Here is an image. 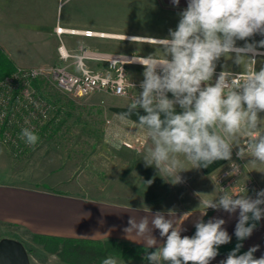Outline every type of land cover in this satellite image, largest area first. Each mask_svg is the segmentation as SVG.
<instances>
[{"label":"clouds","instance_id":"obj_1","mask_svg":"<svg viewBox=\"0 0 264 264\" xmlns=\"http://www.w3.org/2000/svg\"><path fill=\"white\" fill-rule=\"evenodd\" d=\"M171 2L177 7L180 4V0ZM179 17L176 29H169L168 37L158 40L164 55H149L137 61L144 68L139 84L142 91L124 114L128 116L136 108L145 113L139 116V123L151 130L156 144L146 165L155 163L159 167L168 160L169 153L184 154L195 167L207 168L217 160H230L232 146L218 129L228 136L247 130V151L252 163L264 164V133L257 131L259 113L264 112V66L259 71L250 68L244 74L222 70L211 83L222 56L235 53L234 63L240 65L248 53L254 57L258 47L264 48V39L243 47L236 43L256 34L264 36V0H187ZM248 59L256 64L254 58ZM176 106L181 111L177 112ZM20 139L34 146L39 137L31 129L23 128ZM244 154L243 148L237 152L240 157ZM256 195L253 200L225 194L218 201L204 203L206 210L223 209L229 214L239 209L234 235L243 241L253 234L255 222L264 217L260 207L264 204V190ZM203 215L207 211L195 222L194 235L182 236L186 229L157 213L152 224L164 239L162 246L147 253L146 258L166 264H210L218 256L219 246L230 243L232 237L223 227L224 219L205 222ZM132 223L130 219L129 224ZM137 228L139 234L145 233L147 219H142ZM147 243L154 246L156 240L149 239ZM242 247L238 243L221 264H264V256L254 257L259 245L238 255ZM102 264H117V260L108 257Z\"/></svg>","mask_w":264,"mask_h":264},{"label":"rangeland","instance_id":"obj_2","mask_svg":"<svg viewBox=\"0 0 264 264\" xmlns=\"http://www.w3.org/2000/svg\"><path fill=\"white\" fill-rule=\"evenodd\" d=\"M146 1L73 0V8L76 7L74 16H76V21H94V14L100 11L102 16L111 20L109 23H119V25L127 23L128 26L137 27L142 25L147 27V23L152 26L164 25L166 26L164 33L169 35V29L175 30L178 25L177 13H160L157 10L158 15L153 16L154 11L153 9L149 11L148 6H145ZM27 2L34 7L38 4L41 17L50 16L52 0H0V9L7 7L11 10L16 8L19 10L27 5ZM63 2L64 0H58V7L60 6L58 11L62 16L57 18V22L60 23L63 22V15L67 13L69 7L68 5L62 6ZM23 11L22 13L17 11L21 16L20 20L31 17ZM149 14H151L150 19H148ZM24 20L20 22L24 28L31 25L30 22L25 23ZM40 23L45 22L42 20ZM157 35L159 34L148 38H166V36ZM41 38L44 43L40 46V55L32 45L11 47L17 48L23 60L32 62L39 58L37 63L34 61L29 65L19 66H34L41 69L40 95L49 103L48 115L37 124L36 130H33L39 137L34 146L23 142L24 140L20 139V134L17 132L15 142H21L23 145L14 153L18 145L10 143L12 139L9 135H5V142L0 139V178L7 176V179H15L18 174L22 176L18 178L19 181L42 184L44 180L52 182L65 171L68 174L65 176L71 178L70 191L73 193L93 198H105L113 193V199H117L118 202L155 210L168 207L173 210L193 211L201 207L206 208L205 201H218L225 194L232 195L234 198L242 196L254 200L257 198V192L264 190L258 176L248 167L249 152H245L242 156L239 170L231 173L232 176L228 179L231 184L229 189H223L218 181V175L222 173L220 172L222 170L210 177L201 175L197 168H100L145 163L147 150L154 151L156 147L155 140L152 138L147 144V141L143 140L145 132L143 129L132 125L129 120L109 109V106L113 104L126 102L132 98L116 96L104 90L81 97L60 90L49 74L53 65L63 62L57 53V38L54 35L48 37L43 34ZM98 43L96 40L81 42L78 43L77 49L81 47L100 49L101 44ZM122 44L123 49L131 51L130 53L138 57H147L144 55L147 49L161 48L163 50L158 41L124 42ZM94 63L92 64L95 65ZM141 68L144 69L142 65ZM128 73L130 79L137 83L131 91L132 94L137 95L142 91L139 84L143 80V70H136L132 73L128 67ZM129 136L132 140H128ZM248 138L249 136L243 139L235 151L242 149L244 141ZM45 165L50 167L69 165L76 168H41ZM249 178L253 180L252 184L244 186ZM149 180L152 181L150 185ZM60 187L66 188L68 184H62ZM165 204L169 205L165 206ZM7 231L21 238L29 256L33 258V264H70L62 261L57 254L48 251L34 240V236L25 228L9 226ZM194 233L195 230L193 235ZM153 251L156 250H145L136 258H121L112 254L109 257L115 258L117 264H166L163 261L148 260L146 254ZM225 258L217 256L210 261V264H221Z\"/></svg>","mask_w":264,"mask_h":264},{"label":"crops","instance_id":"obj_3","mask_svg":"<svg viewBox=\"0 0 264 264\" xmlns=\"http://www.w3.org/2000/svg\"><path fill=\"white\" fill-rule=\"evenodd\" d=\"M64 5L69 6V11L67 10V13L63 15L62 23L57 22V18L62 16L59 15L58 11L60 7H58V0H52V5L50 7L52 11H50V16L48 17H41L38 4H36L35 7L30 3L24 5L22 9L25 10L26 14L31 16L26 17L25 20L21 19L24 20L25 23H31L30 26H26L25 28L20 24L21 16L18 13H22V9L18 10V8H16L15 10H11L7 7L0 9V46L13 58L18 66L29 65V63H34V61L37 63L39 62V58L32 60V62L23 60L18 54L17 48L15 47L13 49L11 46L23 47L24 45H32L33 48H35V51L40 55V46L44 43L41 34L48 37L54 35L59 44L60 36L56 31V25L81 30L93 29L106 34L104 36H86L83 34L65 32L61 36L66 46L71 50H77L78 43L96 40L101 44V48L96 50L107 53L122 54L125 56L134 55V53H130L131 51L128 52L121 47L124 42H145L150 41V39L151 41H158L159 39L148 38L149 36H156V34H159L157 36L168 37V34L164 33V28H166L164 25L152 26L150 23H147V27L146 25L137 27L131 25L128 26L127 23L122 25H119V23L112 24L109 23L111 20L106 16H102L100 11H96L94 14V21H76V16H74L76 13V7L75 9L73 8V0H64L62 6ZM145 6H148L149 11L153 9V16L158 15L156 14L157 10L160 13L175 12L178 17L177 22H179V13L187 7V0H180L178 7L173 6L171 0H147ZM150 18L151 14H149L148 19ZM42 20L45 22L44 24L40 23ZM47 21L49 23H46ZM145 38H147V40H145ZM262 39H264V36L256 34L247 41L238 40L236 43L238 47H243L245 43H257ZM145 51L144 55L146 56L154 55L156 57H162L164 55V50L161 48L153 50L147 49ZM152 52H154V54ZM248 58H254L256 64H252ZM234 59L235 53L222 56L217 61L216 70L233 72H246L250 68L260 70V68L264 66V48L258 47L257 53L254 57L252 53H248L247 57L244 58L240 65L235 64ZM94 64L95 65H92H99L96 62ZM129 70L132 73L136 70L144 71V69L141 68V64H130ZM214 79L213 76L211 83L214 82ZM138 95L139 94H132L126 97H130L133 100ZM168 95L169 98H172L171 93ZM132 100L118 103L116 105L113 104L112 106H109V109H111L113 113L129 120L132 125L143 129L145 131L143 133V140L145 142L147 141V144H149L153 138V134L147 126L140 125L139 123V116L145 114L143 109L136 108L132 110L131 114L128 116L124 115L128 113L129 105ZM176 111H181L179 106H176ZM259 116L260 124L257 131L264 133V112L259 113ZM217 131L230 142L232 146L231 158L233 157L234 151L242 143L243 139L248 137L247 130H242L235 136H228V134L219 129ZM128 140H132V138L129 136ZM152 152V149L147 150V158L151 157ZM252 159L251 155L247 157L248 167L255 172L261 185L264 187V164H260L259 162L252 163ZM230 160H217L212 164H209L207 168L195 167L190 161H188L184 154L169 153L168 160L162 161L159 167H157L155 163L151 166H147L145 162L143 164L111 165L100 168H197V171L201 175L213 177L219 170L226 166ZM177 161L179 162L178 164L176 163ZM41 168L76 167L69 165L50 167L49 165H45ZM60 175L61 177H59ZM60 175H58L52 182L44 180L42 184L38 182L28 183L25 181H19L18 178H22V176H19L18 174L15 176V179H7V176L0 178V239L3 237H10L23 243L20 237L11 235L7 231L9 226H15L25 228L31 235L38 233L61 237H79L101 240L112 238L117 240H127L147 247H159L162 246L164 238L160 237L159 230L152 224V220L157 213L162 214L165 219L172 220L177 227L180 226L183 229H186V231L181 233L182 236H192L193 231L195 230L194 224L199 218H201L202 212L204 211H207V215H203L205 222L212 218L224 219L226 224L223 227L232 237L231 241L235 238L234 231L235 225L239 219V209L232 214L225 212L223 209H210V211H208L209 209L206 210V208L203 207L193 211L173 210L168 207L157 210L148 209L134 204L118 202L117 199H113V193L109 194L111 198L110 196L105 198H93L73 193L70 191L71 178L65 176L68 175L65 171ZM62 184H68L69 188H61L60 186ZM168 205L169 204H165V206ZM145 218L148 221L147 231L143 234H139L137 225ZM130 219L133 221L131 225L129 224ZM153 238L156 240V245L148 246V240ZM242 244V248L246 250L255 245H259V250L254 253V257L260 258L261 256H264V218L258 222L253 234L249 238L243 240ZM24 246L26 247L25 244ZM218 256L227 258L228 254ZM30 262L33 264V258L31 256Z\"/></svg>","mask_w":264,"mask_h":264},{"label":"built area","instance_id":"obj_4","mask_svg":"<svg viewBox=\"0 0 264 264\" xmlns=\"http://www.w3.org/2000/svg\"><path fill=\"white\" fill-rule=\"evenodd\" d=\"M56 31L60 36L58 53L63 62L53 65L50 68L49 74L53 77L56 86L60 90L79 97L100 90L110 92L116 96L132 95V88L137 83L130 79L128 67L130 64H139L137 62L139 60H135V57H141L107 53L90 47L71 50L66 46L61 36L65 32L86 36H104L106 34L93 29L81 30L65 28L61 25L56 27ZM91 61L99 65L93 66ZM221 71L216 70L214 82L216 76ZM227 72L244 74L247 71ZM41 75L42 71L38 67L19 66L13 73L0 79V124L8 127L5 135H9L12 140L16 139L17 132L21 134L23 128H29L32 131L36 130L37 124L43 121L48 115L47 108L49 103L44 100L32 85V81L34 79H41ZM12 126H16L15 128H17L15 131L16 135H13V129L9 131ZM247 140L244 141L243 149H245V152H248ZM238 151L233 153L231 160L223 167L225 169L222 168V171L219 170L222 173L218 175V181L221 183L223 189H229L231 187L228 179L232 176L231 173L233 171L239 170V166L242 163L240 162L242 157L237 155ZM252 182L253 180L249 178L247 184L244 186L251 185ZM260 207L264 209V204L260 205Z\"/></svg>","mask_w":264,"mask_h":264},{"label":"trees","instance_id":"obj_5","mask_svg":"<svg viewBox=\"0 0 264 264\" xmlns=\"http://www.w3.org/2000/svg\"><path fill=\"white\" fill-rule=\"evenodd\" d=\"M19 66L15 63L13 58L0 46V79L13 73ZM32 85L40 94V80L34 79ZM12 126L13 135L17 128ZM8 129L3 124H0V139L5 142V131ZM11 140L10 143L18 145L14 153L22 146L21 142ZM24 142V141H23ZM253 223V221H249ZM258 224V222H255ZM34 240L42 244L48 251L57 254L62 261L70 264H102V261L109 257L110 254L121 258H136L140 253L151 249L156 250L157 247H147L127 240L117 239H89L79 237H61L46 234H34ZM235 237L230 243L219 246L218 255L229 254L238 243ZM248 250L241 248L238 255L243 254Z\"/></svg>","mask_w":264,"mask_h":264},{"label":"water","instance_id":"obj_6","mask_svg":"<svg viewBox=\"0 0 264 264\" xmlns=\"http://www.w3.org/2000/svg\"><path fill=\"white\" fill-rule=\"evenodd\" d=\"M0 264H31L24 244L14 238L0 239Z\"/></svg>","mask_w":264,"mask_h":264},{"label":"bare ground","instance_id":"obj_7","mask_svg":"<svg viewBox=\"0 0 264 264\" xmlns=\"http://www.w3.org/2000/svg\"><path fill=\"white\" fill-rule=\"evenodd\" d=\"M137 38V37H136ZM151 40V39H150ZM140 58L135 57V60H139Z\"/></svg>","mask_w":264,"mask_h":264}]
</instances>
